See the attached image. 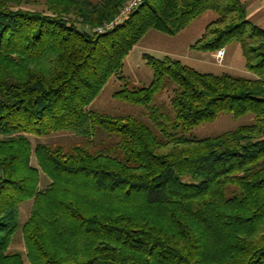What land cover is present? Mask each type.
Returning a JSON list of instances; mask_svg holds the SVG:
<instances>
[{
  "label": "trees",
  "instance_id": "trees-1",
  "mask_svg": "<svg viewBox=\"0 0 264 264\" xmlns=\"http://www.w3.org/2000/svg\"><path fill=\"white\" fill-rule=\"evenodd\" d=\"M127 1L0 0V264H264V29L240 0H142L114 22ZM206 11L190 48L235 42L250 76L144 54L149 85L114 96L145 119L89 108L148 30ZM220 113L250 121L184 136ZM59 132L79 141L29 138ZM19 227L23 253L9 249Z\"/></svg>",
  "mask_w": 264,
  "mask_h": 264
},
{
  "label": "rangeland",
  "instance_id": "rangeland-1",
  "mask_svg": "<svg viewBox=\"0 0 264 264\" xmlns=\"http://www.w3.org/2000/svg\"><path fill=\"white\" fill-rule=\"evenodd\" d=\"M215 17L216 15L214 12L206 11L194 19L187 27L174 35H168L153 29L148 30L124 58L123 66L118 73L119 75L110 77L99 94L90 103L89 108L109 116L133 115L145 119V108L143 106L129 103L114 96V93L123 88L124 85H149L152 80V70L147 65L146 59L143 57L144 54L151 55L155 58L169 57L171 59H176L202 73L220 74L226 72L240 76H250V73L243 66L242 55L238 54L237 57L232 53V48L238 46L235 42L228 45V57L232 61L231 68L219 65L221 62H217L207 51H197L190 48L191 44L202 34L205 25ZM160 102L165 105L168 104L167 94L157 93L155 95L154 103ZM249 121L250 117L246 115L235 118L230 114L220 113L215 119L204 121L186 130L184 136L205 137L216 135L233 129L243 123H248ZM29 138L32 144L38 140L62 145H68L74 141H79L78 136L65 132L53 133L40 138L29 135ZM46 183L47 179L45 176L41 175L40 186H44ZM30 205V199L21 202L19 205V221L21 224L24 223L29 215ZM9 249L19 250L22 253L25 251V244L22 239L20 227L12 235Z\"/></svg>",
  "mask_w": 264,
  "mask_h": 264
},
{
  "label": "crops",
  "instance_id": "crops-1",
  "mask_svg": "<svg viewBox=\"0 0 264 264\" xmlns=\"http://www.w3.org/2000/svg\"><path fill=\"white\" fill-rule=\"evenodd\" d=\"M240 1L245 5L246 19L250 23L264 29V0H240ZM224 51H225L224 56L219 65L231 68L232 61L228 57L229 47L228 46L224 47ZM213 53L214 52H209L211 57H213ZM232 53L233 55H236L238 57V54H241L239 46L237 47L235 46V48H232Z\"/></svg>",
  "mask_w": 264,
  "mask_h": 264
},
{
  "label": "built area",
  "instance_id": "built-area-1",
  "mask_svg": "<svg viewBox=\"0 0 264 264\" xmlns=\"http://www.w3.org/2000/svg\"><path fill=\"white\" fill-rule=\"evenodd\" d=\"M142 0H128L125 5L123 6V8L120 10L119 14L114 18V22H120L122 20V18L126 17L127 14L134 9ZM113 24V22H110L108 24L105 25L106 28L110 27ZM98 30H101V28H99ZM224 48H219L217 49L214 53H213V58L217 61V62H221L222 58L224 56Z\"/></svg>",
  "mask_w": 264,
  "mask_h": 264
}]
</instances>
